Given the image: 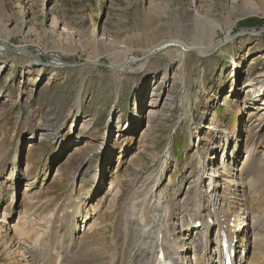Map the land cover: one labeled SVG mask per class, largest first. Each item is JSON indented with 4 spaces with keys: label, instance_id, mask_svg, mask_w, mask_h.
Returning <instances> with one entry per match:
<instances>
[{
    "label": "rangeland",
    "instance_id": "rangeland-1",
    "mask_svg": "<svg viewBox=\"0 0 264 264\" xmlns=\"http://www.w3.org/2000/svg\"><path fill=\"white\" fill-rule=\"evenodd\" d=\"M245 6L258 9V14L243 16ZM200 18L214 23L210 26L216 32L212 43L222 40L228 30L230 36L241 31L250 34L214 46L205 57L189 54L185 69L191 111L178 121L180 112L174 101L173 111L164 119L167 130L142 135L147 102L163 74L166 54L135 61L130 71L117 72L100 65L108 64V59L93 40L104 34L137 55L171 35L191 45ZM57 22H61L59 29L53 27ZM62 28L74 45L63 62L78 63L74 67H41L38 61L29 67L23 59L0 57V233L8 231L5 244L0 240V264L14 260L25 264L26 255L22 259L19 254H24L25 246H33L35 238L48 233L50 238L57 237L53 235L56 227L59 234L64 233V219L72 214L69 209L75 202L80 206L72 216L75 239L93 230L105 231L104 226L113 221L102 223L95 216L112 206L114 196L121 194L120 186L137 175L141 176L138 185L146 175L154 176L160 161L152 159V153L160 157L169 143L172 153L159 189L169 182L174 190L179 189L197 173L200 155L207 169L223 173V180L230 181L231 175L238 179L236 168L248 141L264 143V115L260 114L264 105L255 112L253 124L246 122L249 109L255 106H248L250 99L264 89V0H0V29L12 31V45L20 44L23 32L31 30L33 50L37 45L42 51L55 50L63 41L50 31L58 34ZM92 57L101 63L80 73L79 63ZM41 61L47 64L50 57L43 56ZM174 68L175 64L168 71L170 76ZM250 82L254 87L246 95ZM157 85L159 91L164 89ZM260 99L264 100V94ZM76 106L82 113L74 125L80 127L85 121L95 126L87 132L83 150L71 156L76 143L69 139L68 129ZM259 146L258 156L264 162V147ZM233 152L238 154L237 164L226 162L227 169H220L225 154ZM139 159L144 165L136 173L132 166L141 163ZM94 171L98 174L95 181L91 178ZM220 185L222 192L224 182ZM201 187L204 192L207 182ZM86 189L89 200L77 203L76 197ZM65 205L71 207L57 223L56 210ZM84 207L86 212H80ZM106 237L109 244L111 235ZM243 256L249 258L250 252Z\"/></svg>",
    "mask_w": 264,
    "mask_h": 264
},
{
    "label": "bare ground",
    "instance_id": "bare-ground-1",
    "mask_svg": "<svg viewBox=\"0 0 264 264\" xmlns=\"http://www.w3.org/2000/svg\"><path fill=\"white\" fill-rule=\"evenodd\" d=\"M258 11L251 6H245L242 15L256 16ZM197 22L199 23L195 27V39L191 45H186L180 42L176 36L171 35L160 45L170 44L173 46L167 47L161 52H153L160 46L158 45L139 55L124 49L119 43L111 42L104 34L97 35L93 43L96 45L95 47L104 51L108 64H100L99 58L92 57L79 63L78 70L83 73L100 64L112 71L126 73L133 68L136 59V61L147 60L149 57L165 53L166 60L161 67L163 74L157 83L164 89L159 91L158 85H154L143 116L146 125L141 133L143 135L149 131L167 130L164 119L173 111L174 101H177L180 112L178 121L186 118L191 111L189 108L191 95L186 85L185 69L189 54L195 53L201 56L202 53H210L214 46L225 44L230 36L228 30L222 40L212 43L216 32L215 27L210 26H213L214 23L204 18H200ZM22 24L25 22L23 21ZM60 24L61 22H57L53 27L59 29ZM200 27L202 28L200 29ZM64 29L62 28V32L58 34H55L56 31H50L63 41L58 42L57 49L50 51H42L38 45H35L37 50H33L34 45L31 43H33L34 34L31 30L23 32V41L20 44L12 45L11 41L14 37L12 31L0 29V57L13 56L12 60L23 59L27 66L34 67L37 65V61L38 64L43 62L41 61L43 56H48L50 61L47 64L54 68H61L64 64V56L72 53L71 47L74 46L71 45V39L66 37V34L64 35ZM204 31H207L208 34H204ZM10 53L14 54L10 55ZM45 64L41 67H45ZM77 64L73 63L72 65ZM173 64H175V68L170 76L168 71ZM238 69L239 65L237 64L233 68L232 77L234 70L238 71ZM261 84L263 87L264 81ZM253 87L251 82L247 84L246 95L251 93ZM257 93L258 95H253L255 97L250 99L248 104V106L255 105L252 110L248 111L246 122L251 124H253V117L256 116L255 112L261 109V105H264V100L260 101L264 89ZM81 111L80 107L76 106L73 122L68 129L70 131L69 139H73L72 142L76 143L71 156L83 150L86 134L95 126L94 123L85 121L81 122L80 127H78L79 123L74 125L75 121L79 119ZM260 114L264 115V112ZM177 120L176 122H178ZM155 121L156 124H153ZM260 143L254 144L252 141H248L244 157L236 168L240 174L238 179L231 175L229 176L230 181L223 180L221 177L223 173L207 169L206 162L202 163L203 157L200 155L197 173L193 177H188V180H185L179 189L174 190L171 182L166 184V188L159 189L158 184L168 167L172 153V144L169 143L160 157H157L155 152L152 153L151 158L160 161L159 169L157 172L155 171L154 176L146 175L144 182L138 185L141 176L137 175L130 182L128 181L126 186H120L119 193L121 194L114 196L112 206L98 214L97 218L96 216L92 217L102 223L107 219L113 221L109 227L104 226L105 231L98 233L93 230L81 235L80 240H78L79 237L75 239L76 226L75 219H73L75 217L72 216L80 209L79 204L75 202L72 207L65 205L57 208L56 214L54 213L58 223L68 207H71L69 210L72 209V214L63 218L66 233L59 234V229L54 228L53 235L57 237L51 235V238L56 239L55 241H52L49 233L41 237L39 235L37 238L32 234L31 236L35 238L34 245H24V254H18L22 259L26 255L25 264H213L214 256L222 251L220 235L223 233L227 237L230 248L235 249L236 253L238 246L241 247V252H250L249 258L235 256L233 264H264V162L258 156V149H261L259 145L264 147V143ZM237 159L238 154L226 153L223 161L224 166L222 165L220 169H227H225L226 162H230V165L237 164ZM139 160L141 163L132 166L136 173L140 172L144 165L142 160ZM25 171L30 173V169ZM97 176V171H94L91 175L92 180L95 181ZM220 181L224 182L222 192H220ZM206 182L207 189L203 192L201 186ZM88 191L86 189L76 197L77 203L82 199L89 200ZM228 199L230 200L228 201ZM80 212H86L85 207ZM87 216L88 213H85L84 218L86 219ZM197 223H199V227L196 226ZM4 230L2 229V232ZM107 234L111 235L109 244H107L109 241L106 237ZM7 236L8 231L0 233V240L3 244H5ZM160 254L163 259L159 260L157 257ZM11 264H16L15 260L11 261Z\"/></svg>",
    "mask_w": 264,
    "mask_h": 264
},
{
    "label": "water",
    "instance_id": "water-1",
    "mask_svg": "<svg viewBox=\"0 0 264 264\" xmlns=\"http://www.w3.org/2000/svg\"><path fill=\"white\" fill-rule=\"evenodd\" d=\"M248 32H244L243 33V31H241V32H239V33H235V34H232L231 36H229V38H228V40L227 41H231V40H233V39H235V38H238V37H240V36H242V35H245V34H247ZM257 33H260V32H257ZM170 46H173V45H170V44H163V45H160V46H158L156 49H154L153 50V52H161V51H163L165 48H167V47H170ZM215 50V49H214ZM213 50V51H214ZM213 51H211L210 53H202V54H200L201 56H203V57H205V56H208V55H210ZM137 60V59H136ZM135 60V61H136ZM42 64H44V63H39V65H42ZM64 66H69V67H74V66H72V64L70 65H68V64H63ZM45 66H50L49 64H45ZM105 67V66H104Z\"/></svg>",
    "mask_w": 264,
    "mask_h": 264
}]
</instances>
